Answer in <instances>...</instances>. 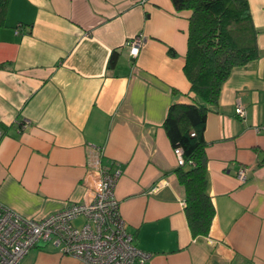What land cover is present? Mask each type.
<instances>
[{"label":"crops","instance_id":"1","mask_svg":"<svg viewBox=\"0 0 264 264\" xmlns=\"http://www.w3.org/2000/svg\"><path fill=\"white\" fill-rule=\"evenodd\" d=\"M248 4L260 55L231 71L203 133L215 209L207 235L189 229L163 127L169 105L191 95L183 71L190 11L171 0L7 1L0 203L42 218L81 201L93 177L87 151L96 145L102 165L120 170L115 196L134 244L151 253L143 264H264V0ZM135 37L142 45L133 57L127 42ZM19 264L85 263L40 241Z\"/></svg>","mask_w":264,"mask_h":264},{"label":"trees","instance_id":"2","mask_svg":"<svg viewBox=\"0 0 264 264\" xmlns=\"http://www.w3.org/2000/svg\"><path fill=\"white\" fill-rule=\"evenodd\" d=\"M8 0H0V11ZM176 11L189 10L187 51L183 71L190 82L189 101L169 105L163 127L173 148L185 160L176 169L184 188L189 229L207 235L215 214L208 192L204 139L206 117L218 105L223 83L235 67L259 57L257 29L248 0H171ZM173 52L172 49H169ZM118 55L112 51L108 65Z\"/></svg>","mask_w":264,"mask_h":264},{"label":"built area","instance_id":"3","mask_svg":"<svg viewBox=\"0 0 264 264\" xmlns=\"http://www.w3.org/2000/svg\"><path fill=\"white\" fill-rule=\"evenodd\" d=\"M127 44L130 56L135 57L142 39L135 37ZM235 112L241 117L245 113L240 105ZM173 152L177 165H184L182 149L176 147ZM101 158L102 148L90 145L87 166L93 177L86 183L81 201L69 203L42 218L22 216L0 203V264H19L40 241L57 246L60 253L85 264H143L149 260L151 253L134 244V236L120 212L115 196L120 170L102 165ZM248 170L241 167L237 178L244 181ZM79 217L85 221L76 227L73 220Z\"/></svg>","mask_w":264,"mask_h":264}]
</instances>
